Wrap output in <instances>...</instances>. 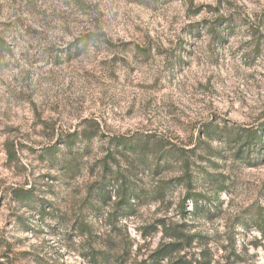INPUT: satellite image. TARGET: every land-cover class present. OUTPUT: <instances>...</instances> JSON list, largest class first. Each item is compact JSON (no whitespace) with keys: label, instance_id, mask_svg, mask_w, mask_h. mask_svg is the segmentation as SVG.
Returning a JSON list of instances; mask_svg holds the SVG:
<instances>
[{"label":"rangeland","instance_id":"obj_1","mask_svg":"<svg viewBox=\"0 0 264 264\" xmlns=\"http://www.w3.org/2000/svg\"><path fill=\"white\" fill-rule=\"evenodd\" d=\"M0 264H264V0H0Z\"/></svg>","mask_w":264,"mask_h":264},{"label":"trees","instance_id":"obj_2","mask_svg":"<svg viewBox=\"0 0 264 264\" xmlns=\"http://www.w3.org/2000/svg\"><path fill=\"white\" fill-rule=\"evenodd\" d=\"M112 140H115L116 144H118L121 147H127V146H131V142L128 138H124V137H118V138H112ZM122 184V192H123V197L122 199H124L126 197V191H127V187L125 185V181H121ZM169 248V247H167ZM160 249L156 252V256H159V259H163L165 257H167V254L169 253L168 251H166V249Z\"/></svg>","mask_w":264,"mask_h":264}]
</instances>
